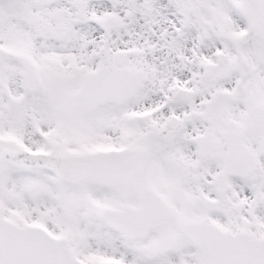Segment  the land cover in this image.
Segmentation results:
<instances>
[{"label": "snow or ice", "instance_id": "6c2138e0", "mask_svg": "<svg viewBox=\"0 0 264 264\" xmlns=\"http://www.w3.org/2000/svg\"><path fill=\"white\" fill-rule=\"evenodd\" d=\"M0 264H264V0H0Z\"/></svg>", "mask_w": 264, "mask_h": 264}]
</instances>
